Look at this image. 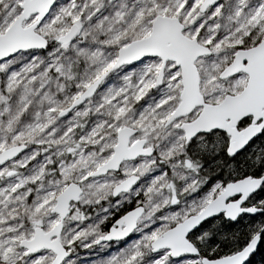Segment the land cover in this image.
Here are the masks:
<instances>
[{
    "label": "snow or ice",
    "instance_id": "snow-or-ice-1",
    "mask_svg": "<svg viewBox=\"0 0 264 264\" xmlns=\"http://www.w3.org/2000/svg\"><path fill=\"white\" fill-rule=\"evenodd\" d=\"M0 264H264V0H0Z\"/></svg>",
    "mask_w": 264,
    "mask_h": 264
}]
</instances>
